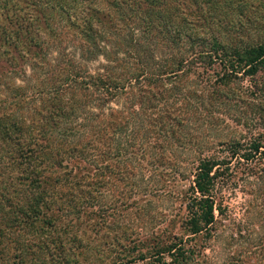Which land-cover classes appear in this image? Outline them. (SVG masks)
<instances>
[{
    "label": "trees",
    "instance_id": "1",
    "mask_svg": "<svg viewBox=\"0 0 264 264\" xmlns=\"http://www.w3.org/2000/svg\"><path fill=\"white\" fill-rule=\"evenodd\" d=\"M20 1L28 9L23 16L10 9L16 3L0 0V73L30 66L44 77L15 85L0 98V264H8V236L17 248L12 264L95 260L62 217L69 215L77 229L80 220L142 221L166 186H158L155 173L144 179L147 169L137 166L154 156L159 167L164 150L192 151V145L201 155L187 174L176 171L168 184L171 189L174 183L175 199L182 202L180 233H156L138 248H120L107 264H264V132L223 141L224 148L207 152L197 127L215 122L211 109L229 112L230 82L264 71V30L257 29V18L249 26L230 20L251 3L254 11L261 8L264 25V1ZM97 58L92 73L86 64ZM42 62L45 69L39 68ZM121 94L123 104L104 111ZM35 96L42 110L36 106L31 120L37 122L25 124L22 101ZM35 126L37 136L30 131ZM85 128L99 150L94 160L77 136ZM88 160L91 176L80 173ZM236 173L251 181V216L237 221L222 250L210 255L206 240L217 236L227 207L222 196L215 200V189ZM110 176L120 187L102 208L99 188Z\"/></svg>",
    "mask_w": 264,
    "mask_h": 264
},
{
    "label": "rangeland",
    "instance_id": "2",
    "mask_svg": "<svg viewBox=\"0 0 264 264\" xmlns=\"http://www.w3.org/2000/svg\"><path fill=\"white\" fill-rule=\"evenodd\" d=\"M11 1L16 3V6H14V8L10 7V9H14L16 12L20 13L23 12V14L21 13V16H23L28 10L26 6H23V2H21L20 0ZM252 1H254L252 4L256 5V0ZM261 1L263 2L264 0ZM250 4L251 3L246 5L245 13H243L241 17L237 18L231 16L230 20L235 21L239 19L243 26H249V23L252 22L256 17L257 19L254 23L258 24L257 29L264 30V25H261L260 22V15L262 11L261 8L258 7L259 10L254 11V9L251 8ZM250 36L252 37V34ZM261 36L262 33H260L257 38ZM100 61V58H97L94 61L87 62L86 69L93 73L95 71V68L99 65ZM39 68L45 69V63L42 62ZM39 77L44 76L37 71L31 72L30 66H25L23 68V72L22 70H20V68H17V70L13 72L6 71L0 73V98L3 97L4 94H7L9 90L12 91L13 88L15 89V85H23L25 81L26 83H32L36 81L35 78L39 79ZM229 86L234 95V97L231 98V106L229 112L224 114L223 112H221L220 107L218 108L219 110L217 112H215L214 109H211V114L216 117L215 122L209 125V127H205V124L197 126L199 131L203 135L202 139L206 141L204 149L207 152H214L217 148L219 150L221 148H224L223 145L220 144L221 142L224 143L223 141L227 140V142H229L233 139H241L243 141H246L251 137V135H255L256 133L262 131L264 132V71H259L252 77L236 79L230 82ZM259 86L261 87V90H258ZM25 91L26 94L29 95L30 89L25 88ZM252 92L253 94H251ZM41 102L42 100L40 98H37V96L33 98H26L22 101L24 106L21 111L24 115L23 117H26L23 123L34 124V122H37L35 121L37 120L36 118L33 121L31 120V113L36 110V106L39 107L40 111L42 110ZM120 103L123 104V94L119 96L117 101L113 100L106 106H104V111H111V106L116 108L120 105ZM19 111L20 109H8V112H14L16 113V115L20 113ZM114 115L118 116V114ZM125 116H127V114H124L123 118ZM39 120L41 122V119ZM123 121L124 119L120 120L118 124H122ZM188 122L193 126L196 125L195 121L193 123L191 121ZM109 129L110 128H106L105 130ZM37 130V126L31 127L30 129V131H32L35 136L38 135ZM102 130L105 131L104 129ZM91 134L92 133L89 131V129L86 130L85 128L81 130L77 134V136L79 137L78 139H81L82 143L85 144V147L87 144L89 145L88 147H86L88 149L87 157L94 160L95 157H97L99 150L95 148L96 144L95 140H93V138L95 137L91 136ZM69 138L72 139V137ZM191 149L193 153L192 151L171 146L170 149L164 150V158L159 167L155 166L158 159H156L154 156L146 157L151 161V163H148L146 160H141V165L137 166V168H141L143 170L147 169V171L143 173L144 179L150 176L149 174L155 173L157 175V177L155 178L157 179L158 186H166V188H160L161 192L157 193V196H159L158 199L154 197V199L151 200V203L149 204L150 206L147 207V214H145V217L142 221H140L138 218L134 219L133 216H130L128 218H118L117 216L115 217L114 224H110L111 221L109 220L106 221V223L94 222L96 220L87 223V221L80 220L81 225L77 229L76 221H73L69 215H65L62 217L63 219L65 218L62 223H66V225H69V227L67 228L68 232L70 233L73 231L78 236L82 237L81 243L84 244V248L86 249V252H88V255L94 254L97 257L95 260H87L85 264H107V262H109V260H111V258L113 257L114 251H118V249L120 248H130L134 244L138 248L140 242L144 243V241H146L148 238H151V236L155 235L156 233H162L165 236L170 235L171 233H180V230L176 227V219H178L177 213H182V202L178 198L175 199L174 194L177 187L174 186V183L171 188L172 190L168 188V184L172 183V181L170 180H172L176 176V174H174L176 171L184 172L187 174L188 171H190L191 167L194 166V161L197 156L201 155V152L195 145H192ZM90 163L91 162L89 161V166L87 165V169L81 168L80 173H86L87 175L91 176L92 165ZM148 167H150L149 170H151V172L149 173ZM130 177L139 180L138 177L132 176V173L130 174ZM141 181L147 183V179L146 181L143 179ZM181 182L183 183L182 185H186L187 183L185 179L181 180ZM119 185L120 184L118 183V179L116 180L110 176L105 187L99 188V191L101 192L100 196L102 198V203L100 202V204L102 206L98 203L96 204H98L99 207L105 208V206L107 205L106 201L110 200L109 198L111 197V194H115V192H117L118 188L120 187ZM152 188L153 187L149 188V190ZM113 189L116 191H113ZM149 190H146L147 193H151ZM164 190L172 191L174 197H172V195L171 198L164 197ZM221 196L223 200L227 202L222 203L226 204L227 207L225 209L224 219H222L216 225L217 228L215 233L217 234V236L210 240H206V244L208 245L206 252L210 255L211 252L215 253V255H218V252L222 250V247L225 245V240L229 238L227 237V234L230 231V228H233L237 221L242 224L250 219L251 214L247 213L249 209V206L247 208V205L251 204L252 202L250 179H246L245 176L240 173L234 174L229 179V182L226 181V183L218 186L215 189V200H218V197ZM105 210L107 215L108 208H106ZM255 221L256 218H251V222ZM9 237L10 236H8L7 238L8 247L6 249V257H8L7 263L12 264V261L14 262V255L17 248L15 246L14 240ZM116 242H118L117 246L115 244ZM72 248L74 249L75 247L72 245ZM133 264L140 263L134 262Z\"/></svg>",
    "mask_w": 264,
    "mask_h": 264
}]
</instances>
